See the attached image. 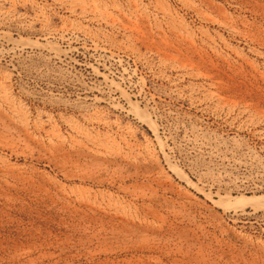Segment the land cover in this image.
<instances>
[{
  "label": "rangeland",
  "instance_id": "374dc122",
  "mask_svg": "<svg viewBox=\"0 0 264 264\" xmlns=\"http://www.w3.org/2000/svg\"><path fill=\"white\" fill-rule=\"evenodd\" d=\"M0 264H264V0H0Z\"/></svg>",
  "mask_w": 264,
  "mask_h": 264
},
{
  "label": "bare ground",
  "instance_id": "6f19581e",
  "mask_svg": "<svg viewBox=\"0 0 264 264\" xmlns=\"http://www.w3.org/2000/svg\"><path fill=\"white\" fill-rule=\"evenodd\" d=\"M235 201H236V200H235ZM235 203H236V202H235ZM246 203L255 206V205L257 204V201H256V200L246 201ZM257 207H259V205H258Z\"/></svg>",
  "mask_w": 264,
  "mask_h": 264
}]
</instances>
